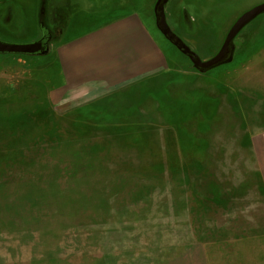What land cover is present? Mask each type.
Listing matches in <instances>:
<instances>
[{
  "label": "rangeland",
  "instance_id": "1",
  "mask_svg": "<svg viewBox=\"0 0 264 264\" xmlns=\"http://www.w3.org/2000/svg\"><path fill=\"white\" fill-rule=\"evenodd\" d=\"M153 1L0 0L4 44H31L50 36L52 13L66 16L62 28H68L59 43L137 15L155 46L151 52L139 43L135 76H153L157 95L146 91L151 86L141 87V110L154 111L148 120L162 145L156 150L161 160L167 161L165 147H172L170 165L130 177L120 174V181L97 175L83 182L53 171L44 159L43 173L21 189L0 179V264H161L139 257L192 244H203L207 264H264V204L243 181L244 173L250 174L246 142L252 131L264 127V14L235 37L231 63L200 74L157 32ZM262 2L170 0L166 23L205 61L217 53L234 21ZM54 46L50 40L46 55H0L4 111L22 112L14 107L22 99L10 102L21 91L28 100L43 98V86L34 83L57 84L49 78L58 77L51 65ZM60 96L47 92L59 113L70 104ZM138 99L127 102L139 104ZM164 115H170V124ZM43 128L36 120L35 134L44 139L38 143L49 144Z\"/></svg>",
  "mask_w": 264,
  "mask_h": 264
},
{
  "label": "crops",
  "instance_id": "2",
  "mask_svg": "<svg viewBox=\"0 0 264 264\" xmlns=\"http://www.w3.org/2000/svg\"><path fill=\"white\" fill-rule=\"evenodd\" d=\"M65 17H60V28L58 31L55 30L58 39L54 41L55 46L50 50L53 52L51 65L53 64L58 77L49 78L55 79L57 84L50 87L41 82L36 83L43 86L45 96L28 100L25 94L26 101L22 99L23 102L19 105L15 104L14 107L28 109L30 106H36L39 107L36 109H44V115L51 116L55 122L52 126L59 134V142L66 140L70 142L66 145L54 146L51 156L47 155V152H44L43 156L42 151L38 158L37 169L33 168V172L29 175H25L24 172L13 178L11 175L6 176L5 184L21 189V185H27L31 178L38 179L40 173H43L40 167L42 159H44L43 164L53 165V171L60 172L63 176L83 180V182L97 175L99 178L113 175L116 181H120L123 180L120 174L130 177L132 173L160 169L165 162L170 165L172 147L170 145L165 147L169 150L167 161L161 160L156 150L162 149V145L156 133L152 132L143 136L137 132L143 125H153V122L148 120L149 113L153 110H148V114L141 110V87L151 86L146 91L155 92L152 96L157 97L156 83L151 84L153 76L142 79L135 76L139 68V64L135 65L139 60V43L141 42L149 51L155 52L151 37L139 23L137 15L132 14L113 21L84 35L81 39L59 43L58 40L68 28V26L62 28ZM48 79L47 81L50 80ZM48 91L52 93L57 91L61 94L60 97L70 103L63 106L66 107L63 112L54 110L52 103L47 99ZM133 96H138L139 104L132 103L136 100L127 102ZM146 98L144 96L143 99ZM168 110L169 108L167 112ZM167 117L164 115L165 122L170 124V115ZM80 127L84 128L85 134L93 132L95 136H81V133L77 132L81 130ZM86 127L102 130L100 133L134 127L136 133L126 137H116V135L102 137L98 135L99 132H91L86 130ZM252 132L254 134H250L246 142L250 156L246 168L250 174L244 173L243 181L246 183L244 187L248 190L257 191L253 193V198L259 197V203L264 204V127ZM141 151L145 156H141ZM54 164L61 166V170ZM106 211L110 212V209ZM260 212H264L262 207ZM176 220L177 216L174 221ZM260 221L262 228L264 218ZM163 227H165L164 221ZM201 245L203 244H192L186 250L156 252L149 257L139 258L163 260L161 264H207Z\"/></svg>",
  "mask_w": 264,
  "mask_h": 264
},
{
  "label": "trees",
  "instance_id": "3",
  "mask_svg": "<svg viewBox=\"0 0 264 264\" xmlns=\"http://www.w3.org/2000/svg\"><path fill=\"white\" fill-rule=\"evenodd\" d=\"M41 65V64H38ZM36 84V83H34ZM36 86L39 87L38 84ZM20 90V89H19ZM18 91V89H17ZM35 93V92H34ZM21 96L16 94L11 95L10 102H14L15 99H23L26 101V97L21 91ZM1 99V98H0ZM32 100H36L33 98ZM21 102L17 103L19 105ZM0 141H6V144H0V179L5 181L6 176L11 175L13 178L15 175H22L25 172V175H29L33 172V168L37 169L38 158L41 156L43 151L47 152V155H52V150L54 146L66 145L70 141H60L59 134L53 129L55 122L51 116L44 115V109H36L39 107L33 106L32 108L22 109L20 114H14L13 112L4 111L3 107L6 105V102H0ZM48 106V105H47ZM36 120L44 125V132L48 133V143L49 144H39L40 137L36 136ZM145 126V127H144ZM81 130H78V133H81L83 137L95 136L92 132H99L98 135L111 136L116 135V137H126L130 134L136 133V128L134 127H125L118 130H113L110 132L100 133L102 130H97L95 128L86 127V130H90L92 134H85L83 127H80ZM140 135L151 134L154 132L153 126L143 125L137 131ZM35 134V138H32ZM67 134V132H66ZM68 135V134H67ZM6 136V137H4ZM30 167V168H29ZM29 171V169H31ZM5 176V177H4ZM52 183V182H49ZM1 184V182H0Z\"/></svg>",
  "mask_w": 264,
  "mask_h": 264
},
{
  "label": "water",
  "instance_id": "4",
  "mask_svg": "<svg viewBox=\"0 0 264 264\" xmlns=\"http://www.w3.org/2000/svg\"><path fill=\"white\" fill-rule=\"evenodd\" d=\"M168 0H156L154 5V19L155 27L161 36L183 56H186L192 68L200 74L207 73L220 66L227 65L233 61V56L236 51L233 40L240 34L243 29L249 25L260 15L264 14V2L257 4L249 10L242 13L231 25L227 31L225 38L217 51V53L208 60H201L189 47H187L178 37H176L168 28L165 15L164 6ZM54 43L57 36L54 30ZM46 36V35H45ZM49 37V36H48ZM43 38H45L43 36ZM43 38L36 42L25 45L4 44L0 42V55H46L49 53L48 42H43Z\"/></svg>",
  "mask_w": 264,
  "mask_h": 264
},
{
  "label": "flooded vegetation",
  "instance_id": "5",
  "mask_svg": "<svg viewBox=\"0 0 264 264\" xmlns=\"http://www.w3.org/2000/svg\"><path fill=\"white\" fill-rule=\"evenodd\" d=\"M170 0H168L167 1V3L165 4V6H164V15H165V19H166V17H168V15H167V8H169V7H167V8H165L166 7V5L168 4V2H169ZM155 2H156V0H154L153 1V3H152V7H151V15H152V18H153V21H154V26H155V19H154V5H155ZM52 15H53V19H52V26H53V28H54V30H56V31H58V28H60V25H61V23H60V15H54L53 13H52ZM43 16H44V14H42L41 15V20H42V18H43ZM63 17V16H62ZM167 26H168V24H167ZM156 28V27H155ZM168 28H169V26H168ZM170 29V28H169ZM157 30V29H156ZM170 31L173 33V31L170 29ZM157 32H158V30H157ZM160 34V33H159ZM174 34V33H173ZM161 35V34H160ZM176 37H178L180 40H181V38L178 36V35H176V34H174ZM49 36V35H48ZM48 36H44L45 38H43V36H40V37H38L34 42H36V41H38L39 39H41V38H43V42L42 43H45V41H47L48 42V46H49V48H50V40L52 41L53 39H54V34L52 33V34H50V36L48 37ZM44 39H45V41H44ZM182 41V40H181ZM183 42V41H182ZM184 43V42H183ZM52 44H54L53 42H51V45ZM185 44V43H184ZM186 45V44H185ZM187 46V45H186ZM188 47V46H187ZM175 49V48H174ZM189 49L191 50V48L189 47ZM176 50V49H175ZM177 51V50H176ZM192 51V50H191ZM177 52H179V51H177ZM193 52V51H192ZM180 53V52H179ZM195 53V52H194ZM181 54V53H180ZM196 54V53H195ZM182 55V54H181ZM36 56H38V55H36ZM183 56V55H182ZM187 60H188V62H189V64L191 65V63H190V61H189V59L186 57V56H184ZM46 61H44V62H40L39 64H43V63H45Z\"/></svg>",
  "mask_w": 264,
  "mask_h": 264
}]
</instances>
